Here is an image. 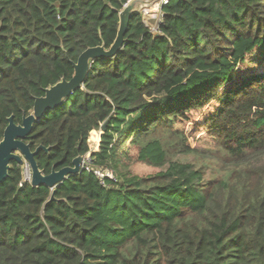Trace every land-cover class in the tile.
I'll return each instance as SVG.
<instances>
[{
  "label": "trees",
  "instance_id": "obj_1",
  "mask_svg": "<svg viewBox=\"0 0 264 264\" xmlns=\"http://www.w3.org/2000/svg\"><path fill=\"white\" fill-rule=\"evenodd\" d=\"M127 2L0 0V141L8 117L21 123L46 88L70 80L85 49L110 48ZM124 37L26 139L49 148L35 157L43 175L90 153L87 170L49 202L10 163L0 264H264V165L252 162L264 155V0H170L158 34L133 12ZM249 63L257 73L234 82ZM212 101L213 148L178 150L200 156L198 168L173 160L162 135ZM124 143L161 171L131 173ZM105 171L113 178L95 174Z\"/></svg>",
  "mask_w": 264,
  "mask_h": 264
},
{
  "label": "water",
  "instance_id": "obj_2",
  "mask_svg": "<svg viewBox=\"0 0 264 264\" xmlns=\"http://www.w3.org/2000/svg\"><path fill=\"white\" fill-rule=\"evenodd\" d=\"M144 2H146L144 0ZM143 0H134L119 13V28L116 39L108 50L104 47L88 48L79 55L77 63H72L73 75L70 80H63L54 86L46 88L42 97L36 98L31 111L22 119L21 124H15L12 116L8 117V125L3 131L2 140L0 141V184L8 179V170L10 163L16 162L19 166L24 163L29 164L31 173V186H44L51 191L50 201L55 200V189H57L67 178L77 175L84 171L82 157H77L72 161L71 166H66L58 171L51 170L49 174L43 175L38 168L35 160L36 154L42 150L45 153L49 148L38 146L31 151L30 145L25 143L27 136L30 134L33 125L41 121L48 111L61 107L69 96L82 88L84 81L87 79L92 64L99 59H111L118 54L124 44V34L127 30L130 15L142 6ZM104 127H102L103 131Z\"/></svg>",
  "mask_w": 264,
  "mask_h": 264
},
{
  "label": "rangeland",
  "instance_id": "obj_3",
  "mask_svg": "<svg viewBox=\"0 0 264 264\" xmlns=\"http://www.w3.org/2000/svg\"><path fill=\"white\" fill-rule=\"evenodd\" d=\"M134 0H130L128 2H132ZM140 1V0H139ZM148 1V0H145ZM159 0H151V3L144 2L142 3V6L137 10V12L141 15L144 23L149 27L150 31L153 34H158V26L161 22L160 17V11H155V6L158 3ZM126 3V5L128 4ZM264 67V65H263ZM259 67V69H261ZM257 68L254 64H241L237 67L235 76H234V82L242 81L254 74L257 73ZM230 87L229 85L226 86V90ZM215 101H212L207 106L203 107L201 110H192L190 112V116L188 120H182V121H176L172 126V131H175L178 134H173L168 131L167 133H164L163 140L167 142V147L171 150H175L177 153L172 154V159L180 161L181 163H193L195 162L196 168H198V161L201 159L200 156L194 154V153H179L178 150L183 148L184 146H187L190 148V150H198L199 152L204 150H211L213 148V141L211 136L209 135V132H207V127L204 122L205 118L209 114V112L212 110V108L215 106ZM99 132H97L96 135H98ZM99 136V135H98ZM96 147V145H95ZM94 147V148H95ZM97 149V148H95ZM126 149L131 154V158L129 160H125L121 163L126 169H129L131 173H134L136 175H139L140 177H146L155 175L161 169L154 168L151 166H148L146 164L139 163L136 159V151L133 150V148L126 146L124 143V146L120 148V151H123ZM85 157L82 158V162L84 166L87 165V160H84ZM198 159V161H197ZM253 163H258V166L264 165V155H261L258 159H255L252 161ZM22 166V165H21ZM20 166V167H21ZM98 174L99 178H102L103 176H109V178H113V173L105 171L104 174ZM102 175V176H100ZM213 174L211 170H206V173L204 175V179H210L212 178Z\"/></svg>",
  "mask_w": 264,
  "mask_h": 264
},
{
  "label": "built area",
  "instance_id": "obj_4",
  "mask_svg": "<svg viewBox=\"0 0 264 264\" xmlns=\"http://www.w3.org/2000/svg\"><path fill=\"white\" fill-rule=\"evenodd\" d=\"M128 1H130V0H128ZM169 2H170V0H159L158 3L156 4L155 11L156 10L160 11V17H162V8L164 6H166V5H168ZM90 159H91V155H90V153H87L85 158H84V160H87L86 167L83 166L84 171L87 170V167H88V165L90 163ZM21 167H22V176H23L24 182L25 183H28V182L30 183L32 176H31V173H30L29 164L28 163H24ZM96 173H99V172H96ZM99 174H104V173H99ZM96 175L98 176V174H96ZM100 176H102V175H100ZM107 177H109V176H107ZM102 178H104V176Z\"/></svg>",
  "mask_w": 264,
  "mask_h": 264
},
{
  "label": "flooded vegetation",
  "instance_id": "obj_5",
  "mask_svg": "<svg viewBox=\"0 0 264 264\" xmlns=\"http://www.w3.org/2000/svg\"><path fill=\"white\" fill-rule=\"evenodd\" d=\"M13 121H14V120H13ZM21 122H22V121H21ZM14 123H15V122H14ZM15 124L18 125V124H21V123H15ZM27 138H28V137H27ZM25 143H26V141H25ZM26 144H27V143H26ZM31 151H34V150H31ZM41 151H42V150H41ZM43 152H44V151H43ZM48 152H49V151H48ZM48 152H47V153H48ZM44 153H45V152H44ZM47 153H45V154H47Z\"/></svg>",
  "mask_w": 264,
  "mask_h": 264
},
{
  "label": "crops",
  "instance_id": "obj_6",
  "mask_svg": "<svg viewBox=\"0 0 264 264\" xmlns=\"http://www.w3.org/2000/svg\"><path fill=\"white\" fill-rule=\"evenodd\" d=\"M146 2H149V3H151V0H148V1H146Z\"/></svg>",
  "mask_w": 264,
  "mask_h": 264
}]
</instances>
